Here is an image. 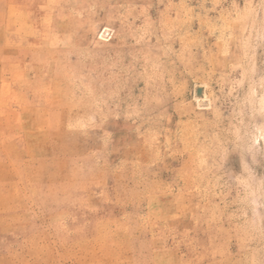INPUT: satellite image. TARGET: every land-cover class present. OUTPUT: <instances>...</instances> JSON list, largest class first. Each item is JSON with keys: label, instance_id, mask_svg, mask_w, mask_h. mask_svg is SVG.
Returning a JSON list of instances; mask_svg holds the SVG:
<instances>
[{"label": "rangeland", "instance_id": "rangeland-1", "mask_svg": "<svg viewBox=\"0 0 264 264\" xmlns=\"http://www.w3.org/2000/svg\"><path fill=\"white\" fill-rule=\"evenodd\" d=\"M0 264H264V0H0Z\"/></svg>", "mask_w": 264, "mask_h": 264}]
</instances>
